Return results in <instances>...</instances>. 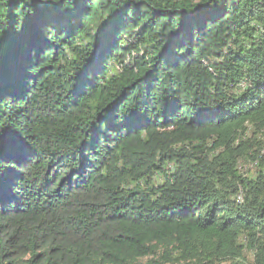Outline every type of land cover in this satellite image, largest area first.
I'll return each instance as SVG.
<instances>
[{
    "label": "trees",
    "instance_id": "16d2710c",
    "mask_svg": "<svg viewBox=\"0 0 264 264\" xmlns=\"http://www.w3.org/2000/svg\"><path fill=\"white\" fill-rule=\"evenodd\" d=\"M262 134L264 0H0V264H264Z\"/></svg>",
    "mask_w": 264,
    "mask_h": 264
},
{
    "label": "rangeland",
    "instance_id": "374dc122",
    "mask_svg": "<svg viewBox=\"0 0 264 264\" xmlns=\"http://www.w3.org/2000/svg\"><path fill=\"white\" fill-rule=\"evenodd\" d=\"M248 133L249 134L253 133V128L250 127L249 130H248ZM261 138L264 140V134L261 135ZM254 167H255L254 163L250 164L248 162L240 160V170L242 172H245L247 174H252V173H254V169H255Z\"/></svg>",
    "mask_w": 264,
    "mask_h": 264
}]
</instances>
